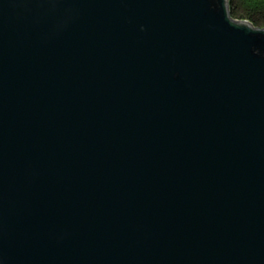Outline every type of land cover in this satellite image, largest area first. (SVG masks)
<instances>
[{
	"label": "water",
	"instance_id": "obj_1",
	"mask_svg": "<svg viewBox=\"0 0 264 264\" xmlns=\"http://www.w3.org/2000/svg\"><path fill=\"white\" fill-rule=\"evenodd\" d=\"M0 264H264V28L0 0Z\"/></svg>",
	"mask_w": 264,
	"mask_h": 264
},
{
	"label": "trees",
	"instance_id": "obj_2",
	"mask_svg": "<svg viewBox=\"0 0 264 264\" xmlns=\"http://www.w3.org/2000/svg\"><path fill=\"white\" fill-rule=\"evenodd\" d=\"M230 17L264 28V0H227Z\"/></svg>",
	"mask_w": 264,
	"mask_h": 264
}]
</instances>
